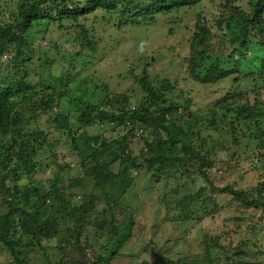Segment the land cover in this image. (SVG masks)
Wrapping results in <instances>:
<instances>
[{
  "label": "trees",
  "instance_id": "1",
  "mask_svg": "<svg viewBox=\"0 0 264 264\" xmlns=\"http://www.w3.org/2000/svg\"><path fill=\"white\" fill-rule=\"evenodd\" d=\"M204 1L0 0V245L16 264H42L43 259L47 264H112L134 225L126 211L132 214L136 208L125 200L134 185L132 173L144 169L148 191L158 190L157 202L167 209L162 221L184 230L175 240L154 243V257L139 264H264L262 244L247 238L233 245L234 228L222 234L202 228L200 260L186 263L179 253L170 256L186 251L176 244L186 246V227L199 226L205 215L219 214L225 198L228 211L240 206L264 212V0H208L215 8L209 18ZM181 10L196 15L184 71L204 87L227 84L207 114L193 111L189 99H171L176 88L168 80L150 79L146 67L152 62L145 54L135 62L142 70L135 73L133 64L128 71L134 88L110 91L107 84L92 80L103 95L84 98L89 89L83 86V95L72 96L65 73L77 72L97 52L96 32L106 33L108 28L121 34L127 26L154 23L158 15H169V22L176 24L174 14ZM51 50L65 61L58 76L50 70L58 62L49 56ZM251 55L260 60L252 71ZM32 63L38 65L37 83L29 77ZM64 98L69 100L66 114L57 111ZM135 126L143 127V133L136 135ZM51 127L61 138H53ZM227 136L237 146L228 144ZM242 139L258 180L248 187L215 184L211 169L219 164L227 169V157L219 153L234 148L230 155L238 159L235 153ZM62 140L82 174L62 187L51 180L48 187L40 186L37 172L51 164L62 170L72 163L66 155L62 163L57 160L54 149ZM47 152L50 157L44 156ZM23 178L30 184L25 188L19 184ZM196 178L203 185L192 191L188 181ZM170 179L175 187L160 194ZM86 184L93 189L73 191ZM76 195L82 196L78 205L71 201ZM100 197L107 200L108 214L91 220ZM169 210H176L172 217ZM234 219L230 214L224 220ZM255 225L246 228L255 231ZM49 240L53 247L43 243ZM51 248L57 251L53 257L48 254ZM38 254L44 256L40 261Z\"/></svg>",
  "mask_w": 264,
  "mask_h": 264
},
{
  "label": "rangeland",
  "instance_id": "2",
  "mask_svg": "<svg viewBox=\"0 0 264 264\" xmlns=\"http://www.w3.org/2000/svg\"><path fill=\"white\" fill-rule=\"evenodd\" d=\"M2 4L4 3L2 2ZM204 4L208 10L206 15L209 18L212 16L213 12H215V8H212V5L208 0H205ZM241 4L245 5V2L241 1ZM174 16L176 17V24H171L169 22V15H158L154 23L148 26L146 22L139 27L127 26L121 34L115 32L112 33L108 28L106 33L103 32L102 29L96 32L94 35H96V38L99 40V49L97 52H95L94 55L89 58V62L78 69L77 72L70 71V73H65V77L71 82L69 90H71L72 96L78 97L83 95V86L89 89L88 93L83 95L84 98H88L91 93V98L93 97V94L97 95L102 93L103 95L102 89L95 90L93 88L91 84L92 80H95L96 83L100 81L103 84H107L110 91L114 90L116 92H123L128 88H134L136 84L134 83L133 78L128 74V71L131 69L132 65L135 64L138 57L145 54L151 58L152 62L146 67L150 79L168 80L171 84H174L176 88L174 93L171 94V99L180 103L185 99H189L191 100V109L193 111L207 114L209 108L213 107L215 101L226 91L227 84L226 82H221L220 84L204 87L193 81V79L186 74L184 71V65L186 64L189 55L188 42L192 35L196 15L193 10H187V12L181 10L174 14ZM98 25L100 24L97 22L96 28H98ZM170 27L173 28L172 33L168 32ZM111 33L113 35H111ZM36 36L38 40L42 41V44H46L45 39H40V36ZM49 56H52L53 58L56 57L58 60L57 63L54 62L50 66L53 75L58 76L61 71V64H64L65 61L62 57H59L54 50L50 51ZM258 58V56H252L250 71L257 69L260 66V60ZM141 70L142 66L140 63L134 65L133 71L135 73H138ZM28 72H30L29 77L34 80L33 82L37 83L39 77L37 75L34 76V74L38 72V65L35 63L29 65ZM84 79H86L85 83H82ZM260 85L261 83H257L258 87ZM68 109L69 100L64 98L60 102V105L57 106V111L66 114ZM220 113L221 112H219V114ZM50 130L54 135L53 138H61V135H58V132H55L53 127H51ZM63 141L64 140L61 141L62 144L54 149L57 154V160L62 163V160L66 155V160L72 163L69 164V168H64L62 170L58 169L55 164H51V166L46 168L45 171L37 172L35 175V182H39L40 186L48 187V180H51L57 181L62 187L66 185L70 178L81 176L82 173L79 170L78 165L74 163L75 157L73 155L67 156L68 146ZM227 143L233 147L237 146L234 143H231L230 136H227ZM245 145L246 141L245 139H242L240 146L236 148L238 153H235V155L239 156L238 159L235 156L233 157L230 155V152H232L234 148L219 153L220 157H227V169H224V164L215 165V167L211 169L215 184L223 185L226 183H233L234 185L237 184L242 187H248L258 180L257 171L251 169L249 166L250 162L246 159L248 156L247 153L250 151L247 150L245 152ZM138 149L139 148L136 150L138 151ZM44 156L50 157L48 152L45 153ZM253 162L256 163L254 155ZM229 163L233 166H230ZM112 168L115 169L116 165ZM132 175L134 177V185L131 186V190L127 192L128 195L125 194L127 196V198L125 197V200L129 201V203L136 208L135 211L132 210V214L129 210L126 211L132 216L134 225L132 227L129 242H127L124 249H120L118 255L114 256L111 261L112 264H139L144 259L147 260L154 257V243H159L168 239L175 240L174 237L176 233L180 234V231L184 230L181 225L177 226L170 221H162L167 209L165 210L164 206L157 202L156 196H159L158 190L156 191L155 189L151 192L148 191L147 186L149 184L147 178L149 175L145 174V169L138 174L133 172ZM183 180H187V178H183ZM188 182L192 185V187H189L192 191L203 185V181L199 178H196L194 182ZM161 183H164L163 179L158 185ZM175 183L176 181L170 179L169 184L166 185L160 194L175 187ZM19 184L21 188L30 185L26 178L21 179ZM91 189H93L92 185L86 184L73 191L83 193L84 191L89 192ZM71 201L78 205L82 202V196L76 195L72 197ZM97 202L98 208H96V211L89 214L91 220L104 218L108 214L107 200L100 197ZM226 202H228L226 198L221 202L223 208L219 214H216L214 217L205 215L202 219V224L197 227L195 225H188L185 234L183 235L187 241V244H185L186 246L180 241L176 242L177 246L185 248L186 251L182 253L183 251L180 252L176 250L175 252H172L170 256L176 258L179 255L175 253H179L181 254L179 257H182L184 260L183 262L186 263L202 259L204 256L201 253L203 251L200 235V230L202 228L215 234H222L234 228L235 232L231 233L233 245L237 244L241 239L247 240V238H250V240H247L249 243H260L264 248V212L261 209H246L241 208L240 206L236 210L231 207V211H228V207L225 204ZM175 211L176 210H169L168 215L172 217V215L175 214ZM230 214L231 216H234L235 219L225 221L224 219ZM240 217H242V220ZM166 218L168 217L166 216ZM251 223L257 224L255 225V231L246 228V226ZM129 231L130 224L129 226L126 225L124 228L123 238L129 234ZM145 242L148 244L140 249L139 245L141 243L144 244ZM221 242L223 244H228V241L225 238H222ZM43 243L48 244L49 247L55 245L53 240H49L48 242L43 241ZM118 244L119 243L116 242V246ZM188 244L189 248H187ZM169 245L172 247V243ZM249 246L254 249L252 244H249ZM52 250L53 252L50 249L48 250L50 257L57 254L56 249ZM196 252L198 253L196 254ZM42 256L43 255L40 254L37 255L39 261L44 257ZM40 262L42 264H47L44 259ZM28 263L30 264L31 262ZM0 264H16L9 252L2 245H0ZM205 264L209 263L206 261Z\"/></svg>",
  "mask_w": 264,
  "mask_h": 264
},
{
  "label": "clouds",
  "instance_id": "3",
  "mask_svg": "<svg viewBox=\"0 0 264 264\" xmlns=\"http://www.w3.org/2000/svg\"><path fill=\"white\" fill-rule=\"evenodd\" d=\"M101 126H102V124H101ZM140 133H143V127L137 126L136 127V131H135V134L136 135H139Z\"/></svg>",
  "mask_w": 264,
  "mask_h": 264
}]
</instances>
